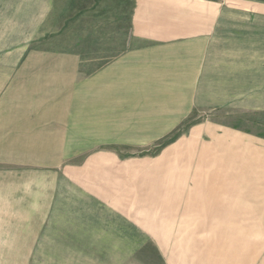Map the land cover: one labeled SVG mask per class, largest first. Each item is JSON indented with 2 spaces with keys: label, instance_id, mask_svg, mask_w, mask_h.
Instances as JSON below:
<instances>
[{
  "label": "crops",
  "instance_id": "0c3cea01",
  "mask_svg": "<svg viewBox=\"0 0 264 264\" xmlns=\"http://www.w3.org/2000/svg\"><path fill=\"white\" fill-rule=\"evenodd\" d=\"M90 2L84 0L85 6ZM94 2L113 7L110 12H116L122 24L111 27L125 28L128 35L117 37L119 48L108 57L110 63L93 72H83L77 62L103 57L83 58L69 51L58 58L41 52L33 57L45 64L20 70L8 85L6 79L0 80V161L24 159L34 164L75 156L64 144L68 141L146 145L164 139L189 120L196 124L160 155L173 156V165L159 158L158 165L138 168L101 164L96 157L89 164L61 171L78 172L83 179L60 178L56 202L48 201L54 195L53 183L46 186L43 211H48L47 216H77L61 226L78 231L67 242H75L79 252L93 243V248L101 247L94 248L100 253L110 252L112 244V224L103 216L136 213L125 208L123 215L119 207L128 204L121 190L126 189L129 173L162 174L158 179L163 212L166 204H183L186 198L196 206L244 203L245 173L264 172V0ZM110 45L108 50L114 46ZM218 114L228 120H215ZM223 124L230 127L220 131ZM252 163L253 169H247ZM27 187L36 191L37 183ZM4 188L0 184V214L7 212ZM17 188H25L21 180ZM11 190L9 198L18 199L14 204L25 205L22 196ZM140 203L128 206H143ZM85 216H101L98 226L109 233L87 240ZM1 221L0 252H32L27 248L30 244L21 249L22 240L14 241L21 234L13 225V239L6 237L2 230L6 222ZM28 223L27 228L37 233L38 221Z\"/></svg>",
  "mask_w": 264,
  "mask_h": 264
},
{
  "label": "rangeland",
  "instance_id": "374dc122",
  "mask_svg": "<svg viewBox=\"0 0 264 264\" xmlns=\"http://www.w3.org/2000/svg\"><path fill=\"white\" fill-rule=\"evenodd\" d=\"M78 2L0 0V80L6 79L8 85L20 70L45 64L44 60L35 61L33 57V54L41 52L53 53L58 58L69 51L79 52L83 58L103 57L79 60L77 64L85 73L109 64L108 57L119 48L116 46L119 42L117 37L127 36L128 30L111 27L122 23L116 20V12H110L113 7L108 3L98 5L91 0L90 5L85 6L83 0V5L79 6ZM110 44L114 46L108 50ZM215 120L223 122L228 118L218 114ZM190 121L151 144H110L99 140L85 141L84 144L68 141L64 144L70 146L75 156L55 157L54 162L40 159L34 164L26 163L24 159L7 158V162L0 161V184L5 186V201L8 203L7 212L0 214V223L1 220L6 222V228L2 230H6V237L10 239H13L11 230L19 232L21 236H14V241L22 240L21 249H26V244L31 246L27 248L33 249L32 252H0V264H264V172L250 170L245 173L243 204L196 206L188 203L190 199L186 198L181 200L183 204H166L165 212L159 203L162 182L158 177L162 174L141 170L127 174L126 189L121 191L124 193L123 202L128 204L119 207L123 213L125 208L136 213L133 216H103L112 224L109 230L112 237L110 252L94 251V248L101 247L95 245L93 248V243L87 245L86 252L77 251V244L67 241L75 238L78 231L61 227L70 224L77 216H47L48 211H43L47 201L46 186L53 183L54 195L53 198L48 197V201L56 202V197L60 196V193L56 196V185L60 184V178L69 176L74 181L83 179L78 172L61 171L89 164L96 157L101 164L113 162L138 168L158 165L159 158L169 159V164L173 165V156L160 155L196 125L193 119L192 123ZM227 127L230 126L219 125V130ZM105 152L117 156H104ZM250 165L246 168L253 169V163ZM24 170L30 172L20 173ZM20 180L22 187L25 186L22 190L17 188ZM35 182L37 190L34 187L30 190L27 186ZM165 184L168 185V182ZM11 188L18 198L22 196L25 205H15L18 199L14 201L9 198L13 192ZM88 191L94 193L101 190ZM134 202H142L140 204L143 206H128ZM100 218L84 217L87 240L109 233L101 231L105 228H99ZM29 220L38 221L37 233L27 228ZM51 223L54 224L53 228L48 227ZM102 249L105 251L107 248L102 246Z\"/></svg>",
  "mask_w": 264,
  "mask_h": 264
}]
</instances>
